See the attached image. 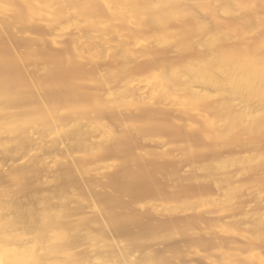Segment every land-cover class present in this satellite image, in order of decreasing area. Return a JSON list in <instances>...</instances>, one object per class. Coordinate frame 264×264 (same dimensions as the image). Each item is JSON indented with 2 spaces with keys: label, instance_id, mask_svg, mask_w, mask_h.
Returning a JSON list of instances; mask_svg holds the SVG:
<instances>
[{
  "label": "rangeland",
  "instance_id": "rangeland-1",
  "mask_svg": "<svg viewBox=\"0 0 264 264\" xmlns=\"http://www.w3.org/2000/svg\"><path fill=\"white\" fill-rule=\"evenodd\" d=\"M125 3L55 0L43 9L30 0H0V31L14 37L3 75L19 90L7 113L16 115L22 126L13 129V142L6 144L12 154L0 163V173L23 169L26 179H36L43 187L50 184V190L62 179L64 206L79 222V233L70 234L80 238L78 250L87 261L83 264H98L90 257L108 251V239L134 251L129 264H150L151 256L159 264H259L254 257L251 262L230 259L229 253L246 252L252 224L264 218V141L253 143L239 133L238 145L229 131L224 139L206 138L199 132V117H192L189 130L188 119L163 93L154 99H123V93L135 91L130 82L138 76L136 68L149 67L134 81L144 94V86L155 85L154 79L164 73V63H172L169 73L182 68L184 73L193 58L191 51L176 57L171 51L175 44L157 49L162 55L155 61L146 48L153 46L151 27L144 34H128L117 25L121 17L109 18L108 12L117 14ZM144 17L153 20L146 10L131 16L133 21ZM187 19L182 39L173 43L201 38ZM137 39L143 53L123 54L122 47L133 48ZM56 99L60 123L67 129L58 147V135L46 130L40 118ZM6 122L1 125L11 131ZM20 142L21 148L16 144ZM63 260L71 263L68 255ZM101 264L120 263L112 258Z\"/></svg>",
  "mask_w": 264,
  "mask_h": 264
},
{
  "label": "bare ground",
  "instance_id": "bare-ground-1",
  "mask_svg": "<svg viewBox=\"0 0 264 264\" xmlns=\"http://www.w3.org/2000/svg\"><path fill=\"white\" fill-rule=\"evenodd\" d=\"M30 1L43 8L55 0ZM94 1L105 3V0ZM125 1L126 3L117 10V14L114 10L108 12L109 18L115 15L118 16L117 19L121 17L123 21L117 25L124 26L128 34L130 32L144 34L151 27L153 42L150 43L153 46L146 48H150L155 61H161L162 54L159 52L161 47L163 50L167 46L176 45H178L176 49H170L175 50L176 57L184 52L191 55V51L193 58L190 56L191 66H186V62H183L186 66L184 73L181 72L183 68L180 72L172 70L169 73L173 68L172 63H164V73L154 79L155 85L144 86V94H139L143 86L139 81L134 85V81L140 80L138 76L147 74L149 67L136 68L134 73L138 76L130 82L135 91L133 94L123 93L121 95L123 99L132 100L136 97L154 99L163 93L162 96L177 104L185 119H188L186 125L189 130L194 126L190 122L192 117H199L203 120V128L198 131L206 138L224 139L229 131L228 134L234 135L238 145L241 144L240 134H246L248 140L253 143L264 141V0ZM72 9L75 10L74 7ZM81 9L84 13L88 7L85 5ZM132 9L133 13L137 10H146L153 18L152 22L147 21L150 17L133 21ZM197 12L203 16H199ZM187 18L195 23L197 32L201 34L198 36L201 38H196V41L189 39L190 42L184 39V42H188L187 46L183 41L181 42V45L185 44L183 46L173 43L174 39L182 36L181 27L187 26ZM107 25L110 27L111 23L108 22ZM12 44L13 35H5L0 31V163L4 157L10 158L12 154V150L6 144L13 142L11 137L13 129L20 131L22 128L18 123V117L7 113L19 95V90L14 85V89L9 86L10 83L6 81L7 75H3V71H6L10 63ZM133 44V48L131 44L122 47V53L127 55L143 53L139 39ZM183 65L181 64V67ZM60 69V72L64 71ZM6 73L8 74V71ZM177 78L182 80V84L175 83L178 82ZM169 79L173 82L171 83ZM208 87L214 90L212 91L215 92L214 95ZM204 90L206 92H202ZM51 105L40 118L45 123L46 130L58 135L54 143L58 147L62 144L60 138L67 129L60 123L58 116L59 100L52 101ZM115 105L117 110V103ZM76 108L81 107L77 105ZM233 109L235 112L231 111ZM3 119L7 120L5 125L8 124L11 131L1 125ZM102 124L103 122L99 120L97 127H101ZM27 131V134H30V129ZM150 138L151 136H146V139ZM183 138L184 141H192L190 137ZM16 144L22 147L21 142ZM26 173L27 171L16 168H12L8 175L0 173V264H66L63 260L66 255L71 258L70 264L87 262L86 257L78 250L81 245L79 236L70 234L75 231L79 233V226L75 223L79 222L77 218L76 221L73 219L76 213L64 206L66 197L62 179L54 184L51 182L54 190H50L52 188H47L50 184L47 183L48 185L45 184L47 187H43L35 181L36 179H26ZM58 179L59 177L56 178ZM159 223L163 225L165 221ZM119 242L108 239L110 249L96 251L90 259L101 264L116 258L120 264H129L134 260L132 258L134 251L126 246H120ZM262 246L264 218L260 217L252 224L251 244L248 250L231 251L229 258H243L251 262V258L254 257V262L264 264ZM157 252L160 251L157 250L156 254ZM151 257L153 262L150 264H159L154 256Z\"/></svg>",
  "mask_w": 264,
  "mask_h": 264
}]
</instances>
